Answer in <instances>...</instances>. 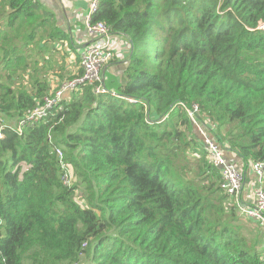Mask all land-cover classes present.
Here are the masks:
<instances>
[{"label": "trees", "instance_id": "16d2710c", "mask_svg": "<svg viewBox=\"0 0 264 264\" xmlns=\"http://www.w3.org/2000/svg\"><path fill=\"white\" fill-rule=\"evenodd\" d=\"M40 9L0 2V264H264V225L221 190L188 113L225 156L264 163V0H100L94 21L133 43L121 82L69 91L21 134L57 72L82 76ZM33 48L59 71L37 75Z\"/></svg>", "mask_w": 264, "mask_h": 264}, {"label": "built area", "instance_id": "2783aa9c", "mask_svg": "<svg viewBox=\"0 0 264 264\" xmlns=\"http://www.w3.org/2000/svg\"><path fill=\"white\" fill-rule=\"evenodd\" d=\"M88 3L89 13L85 21V27L92 40L81 52V67L83 70L81 78H76L61 84L56 91H53L44 99L41 105L29 111L17 124L16 130L19 133H23L26 126L38 124L48 118L51 112L59 107V103L69 90L75 91L79 86L86 84L94 86L96 94L106 91L104 86V71L109 65L113 64L116 56L112 44L113 33L103 21H94L95 16L99 12L100 0H89ZM259 29L264 31V22L260 24ZM128 100L131 103L134 102L132 99ZM188 111L190 119L195 125L198 134L205 140L204 143L211 164L221 170V190L234 198L242 207L241 195L246 184V172H243V170L227 162L223 148L211 138L208 127H205V125L199 121L200 107L194 104ZM0 122H2L1 119ZM3 137L4 134L0 131V139ZM57 155L62 169L63 184L70 186L73 177L71 168L63 161L64 152L62 150L58 149ZM248 168L259 178L260 188L254 193L252 205H249L245 210L242 209L249 219L261 222V224L264 225V163L250 164Z\"/></svg>", "mask_w": 264, "mask_h": 264}, {"label": "crops", "instance_id": "0c3cea01", "mask_svg": "<svg viewBox=\"0 0 264 264\" xmlns=\"http://www.w3.org/2000/svg\"><path fill=\"white\" fill-rule=\"evenodd\" d=\"M2 0H0L1 2ZM42 9L40 12L52 15L50 19V27L47 35L52 34L57 38H64V51L67 59L61 65L64 66L66 72L63 74L70 78L71 75L77 72H83L81 67V52L91 42L92 38L88 35L85 21L89 13V0H34ZM58 42V41H56ZM58 44V43H56ZM54 44V45H56ZM112 44L115 51V59L113 64L109 65L104 71L105 83L106 81L118 80L121 82L124 71L128 67L131 56V42L129 38L122 33L112 35ZM61 48V46H59ZM80 62V65H79ZM59 71V65L56 68ZM52 91L59 86V77L53 76L51 83ZM117 85V84H116ZM114 89V88H113ZM229 164L246 172V184L241 195L242 208L245 210L252 205L254 201V193L260 188V183L256 174L246 166L237 156L231 158L226 156Z\"/></svg>", "mask_w": 264, "mask_h": 264}, {"label": "rangeland", "instance_id": "374dc122", "mask_svg": "<svg viewBox=\"0 0 264 264\" xmlns=\"http://www.w3.org/2000/svg\"><path fill=\"white\" fill-rule=\"evenodd\" d=\"M42 45H43V43H42V41H36V42H32L30 45H28V46H34V47H42ZM58 50V49H57ZM141 50H143V51H147V52H149V54H152L153 52H155V46H152V44L150 45V44H147V45H145L144 47H141ZM62 52L63 53H65V51L64 50H62ZM29 59H30V61L31 62H35V60L37 59V58H39V56L37 55L38 53H36V49H32L31 51H29ZM45 54H46V57H47V59H51L52 58V55H51V52L49 51H45ZM61 61V59H58V56H54L53 57V59H52V61H51V63H45L46 62V60H43V58L41 57V58H39L38 59V61L36 62L37 63V65L39 66V68H40V72L37 74V75H40V74H43V73H47V70H48V68H50L51 67V69H52V71H53V68L54 69H56L57 68V66L59 65V62ZM36 73V72H35ZM47 78L48 79H51L50 78V74L47 76ZM52 80V79H51ZM115 81H118V80H115ZM212 128H214V129H216V125L215 124H213V126H212ZM205 129V128H204ZM195 130V129H194ZM206 130V129H205ZM221 131L224 133L225 132V130L223 129V128H221ZM196 132V131H195ZM22 134V133H21ZM59 159V158H58ZM66 158H65V155H64V157H63V161H66L65 160ZM71 172V171H70ZM73 179H74V177H73ZM72 182H73V180H72ZM231 201L233 202V200L231 199Z\"/></svg>", "mask_w": 264, "mask_h": 264}, {"label": "bare ground", "instance_id": "6f19581e", "mask_svg": "<svg viewBox=\"0 0 264 264\" xmlns=\"http://www.w3.org/2000/svg\"><path fill=\"white\" fill-rule=\"evenodd\" d=\"M80 78H81V77H80ZM80 78H78V79H80ZM69 91H72V90H69ZM69 91H67V92H69ZM67 92H66V93H67Z\"/></svg>", "mask_w": 264, "mask_h": 264}, {"label": "water", "instance_id": "95a60500", "mask_svg": "<svg viewBox=\"0 0 264 264\" xmlns=\"http://www.w3.org/2000/svg\"><path fill=\"white\" fill-rule=\"evenodd\" d=\"M131 42V41H130ZM131 44L133 45V43L131 42Z\"/></svg>", "mask_w": 264, "mask_h": 264}]
</instances>
